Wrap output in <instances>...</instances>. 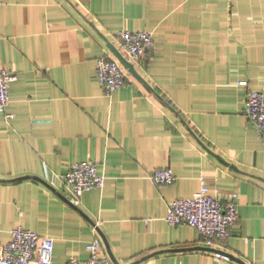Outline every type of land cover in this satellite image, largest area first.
<instances>
[{
	"label": "crops",
	"instance_id": "crops-1",
	"mask_svg": "<svg viewBox=\"0 0 264 264\" xmlns=\"http://www.w3.org/2000/svg\"><path fill=\"white\" fill-rule=\"evenodd\" d=\"M123 30L157 46L107 95L96 62ZM0 63L15 74L0 109V250L23 227L54 239L53 264L85 263L95 239L114 264H264V143L245 112L264 89V0H2ZM82 161L105 185L75 206L65 176ZM161 168L173 185L151 179ZM203 182L239 195L225 243L165 219Z\"/></svg>",
	"mask_w": 264,
	"mask_h": 264
},
{
	"label": "built area",
	"instance_id": "built-area-1",
	"mask_svg": "<svg viewBox=\"0 0 264 264\" xmlns=\"http://www.w3.org/2000/svg\"><path fill=\"white\" fill-rule=\"evenodd\" d=\"M2 0H0L1 6ZM117 48L137 69L139 62L151 57L156 49L153 33L149 31L123 30L118 33ZM129 70L113 53H106L96 62V77L105 94L112 95L117 89L129 84ZM15 74L0 63V109H7L10 103L9 85ZM240 85L248 86V81ZM246 117L251 122L264 143V89L251 90L245 107ZM151 179L159 186H170L176 181L171 168L154 171ZM65 182L69 188V200L80 206L85 192L105 185V177L99 173L97 164L90 161L74 163ZM236 192L223 196L218 188L203 182L191 198L176 199L168 207L166 221L171 225H188L196 228L204 242L212 246L214 242L225 243L231 235V228L239 220ZM102 242L95 239L87 245L89 258L80 263L70 258L68 264H114L110 258L102 257ZM54 239L16 227L12 230L10 242L0 250V264H53ZM218 259H230L228 255L215 253Z\"/></svg>",
	"mask_w": 264,
	"mask_h": 264
},
{
	"label": "water",
	"instance_id": "water-1",
	"mask_svg": "<svg viewBox=\"0 0 264 264\" xmlns=\"http://www.w3.org/2000/svg\"><path fill=\"white\" fill-rule=\"evenodd\" d=\"M109 47L112 51V53L119 58V60L122 62V64L131 72L133 75L137 76L136 69L134 68L133 64H131L126 57L119 51L118 48H116L114 45L109 44ZM230 259H233L231 255H228Z\"/></svg>",
	"mask_w": 264,
	"mask_h": 264
}]
</instances>
